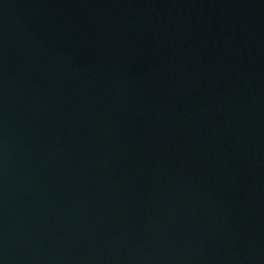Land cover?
<instances>
[{"label": "water", "instance_id": "water-1", "mask_svg": "<svg viewBox=\"0 0 264 264\" xmlns=\"http://www.w3.org/2000/svg\"><path fill=\"white\" fill-rule=\"evenodd\" d=\"M0 264H264V0H0Z\"/></svg>", "mask_w": 264, "mask_h": 264}]
</instances>
